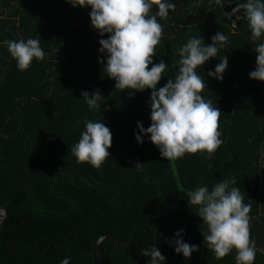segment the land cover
<instances>
[{
	"label": "trees",
	"instance_id": "trees-1",
	"mask_svg": "<svg viewBox=\"0 0 264 264\" xmlns=\"http://www.w3.org/2000/svg\"><path fill=\"white\" fill-rule=\"evenodd\" d=\"M176 4L163 26L153 63L167 64L158 82L175 79L180 59L176 49L191 37L211 44L223 32L228 40L216 57L196 72L205 79V100L221 111L223 144L212 154H185L166 160L147 136L138 144L137 122L147 128L151 89L115 88L105 65L98 62L101 37L91 27L90 8L67 0H0V264H58L74 258L94 264L93 243L113 234L126 243L98 246L102 264H147L142 249L154 245L166 264H236V250L216 259L201 231L197 206L190 193L209 190L235 178L249 212L250 239L258 249L254 264H264V81L250 79L258 43L253 41L242 11L232 9L246 0H170ZM157 11L154 5L150 15ZM41 38L45 59H33L20 71L5 40ZM227 57L223 79L207 73ZM151 67V65H149ZM99 90L101 110H91L81 96ZM131 91V92H130ZM107 107V110H105ZM102 121L112 133L109 156L99 168L78 163L72 154L84 120ZM141 163L135 166L137 163ZM157 236L155 239V228ZM183 229L184 242L198 245L190 258L174 251V233Z\"/></svg>",
	"mask_w": 264,
	"mask_h": 264
},
{
	"label": "clouds",
	"instance_id": "clouds-1",
	"mask_svg": "<svg viewBox=\"0 0 264 264\" xmlns=\"http://www.w3.org/2000/svg\"><path fill=\"white\" fill-rule=\"evenodd\" d=\"M73 7L90 8V25L98 34L107 38L98 41V62L105 65L107 76L115 81V88L121 91L130 89L143 92L151 89L146 102L150 108V125L145 128L137 122L138 133H134L138 144L147 136L155 145L161 157L176 160L185 154L205 152L212 154L223 144L219 129L221 111L213 107L210 100H205L201 92L206 88L205 79L197 74L198 66H204L209 58L217 55L220 47L227 43V36L217 32L205 44L202 39L191 37L176 49L178 72L175 79L168 78L163 86L158 82L164 76L167 64L160 60L153 63L155 47L160 43L163 26L157 17L167 19L169 10L174 11L176 4L170 0H67ZM223 7V0H215ZM155 14L150 15L153 6ZM242 11L237 19L247 20L253 41L264 35V0H246L234 7L230 18ZM39 38H21L5 40L10 56L15 59L18 70H28L33 59L42 61L45 52L40 46ZM256 55L255 69L248 73L250 79L264 81V42L253 49ZM151 65V67H149ZM228 67L224 56L208 77L223 79ZM131 92V91H130ZM82 98L91 110H101L103 96L99 90L89 93L83 91ZM107 110V107H105ZM85 130L79 141L73 145L72 154L78 163L87 162L95 168L101 167L110 155L112 133L102 121L84 120ZM264 156V148L258 150ZM137 163L135 166L140 165ZM235 178L224 179L216 183L211 190L200 186L190 193L189 203L197 206L195 214L203 225L201 234L216 259H222L233 249L236 250V264H254L258 249L250 239L249 212L251 205L243 203V196L235 185ZM183 229L174 233V251L190 258L198 250V245L184 242L181 238ZM141 253L150 257L147 264H166V257L154 245L142 249Z\"/></svg>",
	"mask_w": 264,
	"mask_h": 264
},
{
	"label": "water",
	"instance_id": "water-1",
	"mask_svg": "<svg viewBox=\"0 0 264 264\" xmlns=\"http://www.w3.org/2000/svg\"><path fill=\"white\" fill-rule=\"evenodd\" d=\"M5 217V211L0 209V225L3 221V218ZM155 228V239L157 236V229ZM135 236V232H133L129 238V240L126 243L120 242L117 238L114 237L113 234H109V235H104L99 237L92 246V258H93V263L94 264H102V257L99 251V244L101 242H108L111 243L113 245L119 246V247H125L127 246L129 243L132 242L133 238ZM58 264H83L80 261H78L77 259L74 258H65L64 260H62L60 263Z\"/></svg>",
	"mask_w": 264,
	"mask_h": 264
}]
</instances>
